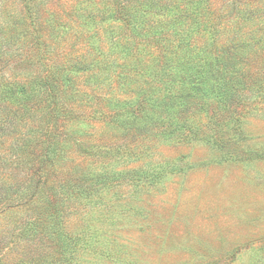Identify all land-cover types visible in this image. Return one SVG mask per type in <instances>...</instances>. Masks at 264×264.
Segmentation results:
<instances>
[{
    "label": "trees",
    "instance_id": "16d2710c",
    "mask_svg": "<svg viewBox=\"0 0 264 264\" xmlns=\"http://www.w3.org/2000/svg\"><path fill=\"white\" fill-rule=\"evenodd\" d=\"M263 106L264 0H0V264L110 260L124 184Z\"/></svg>",
    "mask_w": 264,
    "mask_h": 264
},
{
    "label": "rangeland",
    "instance_id": "374dc122",
    "mask_svg": "<svg viewBox=\"0 0 264 264\" xmlns=\"http://www.w3.org/2000/svg\"><path fill=\"white\" fill-rule=\"evenodd\" d=\"M254 112L230 158L207 144L167 146L162 159L183 171L136 200L124 184L119 205L136 210L111 226L119 237L100 264H264V106Z\"/></svg>",
    "mask_w": 264,
    "mask_h": 264
}]
</instances>
